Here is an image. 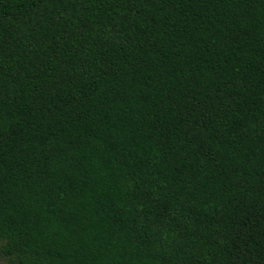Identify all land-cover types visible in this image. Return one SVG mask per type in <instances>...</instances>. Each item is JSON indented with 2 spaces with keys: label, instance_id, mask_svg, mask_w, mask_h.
Returning a JSON list of instances; mask_svg holds the SVG:
<instances>
[{
  "label": "trees",
  "instance_id": "16d2710c",
  "mask_svg": "<svg viewBox=\"0 0 264 264\" xmlns=\"http://www.w3.org/2000/svg\"><path fill=\"white\" fill-rule=\"evenodd\" d=\"M0 260L264 264V0H0Z\"/></svg>",
  "mask_w": 264,
  "mask_h": 264
},
{
  "label": "rangeland",
  "instance_id": "374dc122",
  "mask_svg": "<svg viewBox=\"0 0 264 264\" xmlns=\"http://www.w3.org/2000/svg\"><path fill=\"white\" fill-rule=\"evenodd\" d=\"M0 264H5L4 261L0 260Z\"/></svg>",
  "mask_w": 264,
  "mask_h": 264
}]
</instances>
